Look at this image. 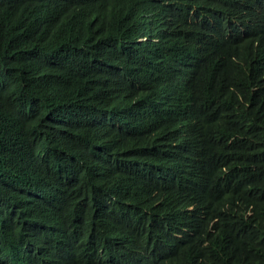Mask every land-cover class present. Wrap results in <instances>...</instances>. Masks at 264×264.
I'll use <instances>...</instances> for the list:
<instances>
[{
  "label": "trees",
  "instance_id": "16d2710c",
  "mask_svg": "<svg viewBox=\"0 0 264 264\" xmlns=\"http://www.w3.org/2000/svg\"><path fill=\"white\" fill-rule=\"evenodd\" d=\"M0 264H264V0H0Z\"/></svg>",
  "mask_w": 264,
  "mask_h": 264
}]
</instances>
